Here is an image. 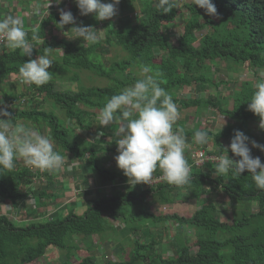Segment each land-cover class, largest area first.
I'll return each instance as SVG.
<instances>
[{"label": "trees", "instance_id": "trees-1", "mask_svg": "<svg viewBox=\"0 0 264 264\" xmlns=\"http://www.w3.org/2000/svg\"><path fill=\"white\" fill-rule=\"evenodd\" d=\"M40 1L36 0L34 4L28 2L32 4L30 9L39 6ZM65 2L67 7L71 4L64 0L59 6ZM102 2L108 3L110 0ZM212 2L220 14L219 18L206 15L203 9L194 4L186 5L189 18L181 34L172 41L167 34L169 25L173 26L184 10L176 7L170 13L163 14L157 7V0H120V18L116 19V15L112 19L116 20L110 24L105 20L104 38L86 45L80 39L55 38L53 33L58 29L56 23L60 19V12L52 9L56 5L54 0L49 14L41 18L38 27L24 29L29 40L33 34L39 37V42H34L31 58L21 50L12 52L0 48V90L13 75L19 77L18 69L27 60L44 54L51 59L53 54H61L51 59V79L45 85L28 86L31 93L27 102H31L32 107H14L12 103L6 110L11 113L16 126L23 120L38 129L41 126L49 129V136L56 145L55 151L68 161H75L79 169H83V174L93 175L105 185L121 182L119 186L122 187L110 197L87 198L86 210L81 215L77 214V204L73 203V208L62 217L42 208L47 205L46 199L55 195L47 194L43 186L35 190L36 178L47 175L49 170L34 173L20 160L15 161L11 171L0 169V203L3 204L0 205V264H44L43 260L54 250L65 253L67 260L64 264H72L76 253H83L79 264H99L96 257L100 252L96 244L105 242L110 236L107 234L116 233L119 224L130 231L131 234L125 239L133 249L124 260L112 258L102 264H264V190L256 187L250 173L245 171L239 177L229 173L213 179L216 164L195 166L192 154L186 150V160L193 166L192 180L188 185L177 187L166 182L153 186L145 183L130 185L122 171L105 168L109 157L104 153L109 149L99 145L105 143L103 138L97 141L94 136L97 144H93L85 139L84 133L78 132V129L83 132L90 130L87 121L94 120L112 95L141 78L142 65H149L153 70L151 74L181 110L193 108L207 111L213 108L224 118L233 121L225 130L216 133L198 125L189 131L182 128L190 146L193 145L195 131H207L209 142L200 146L210 148L213 145L216 152L211 153L224 155L226 146L223 142L230 143L235 130H240L249 137L248 146L251 154L254 153L250 141L257 140L252 139L251 133L259 125V117L248 110V103L257 82L243 81L239 91L229 98L220 91L221 85L227 83L216 81L215 72L208 62L211 65L215 61L226 63L228 75L236 74L246 65L253 75L264 71V0ZM177 3L179 6V0ZM68 10L72 12L77 25L94 28L104 22L97 21L92 14L81 16L76 4ZM22 20L24 22L26 18ZM71 27L65 25L64 31H69ZM207 27L212 28L211 33H205ZM70 34L73 35L71 31L68 32ZM113 46L126 54L115 63L108 59L105 61L102 55ZM74 70L89 72L109 83L103 87H81L77 92L56 91L55 84ZM185 87H196L198 91L212 87L218 95L207 99L196 96L181 99L178 93ZM41 97L51 104V110L40 108V102L36 101ZM101 130L103 137L113 138L111 143H115L116 136H111L110 128L102 127ZM228 155L231 159H240L230 150ZM252 156L262 157L260 159L264 163V152ZM205 170H208L207 173ZM161 175L158 168L153 173L156 178ZM207 186L211 187V196L202 198ZM221 192L231 201V220L223 221V213L218 209V195ZM148 195L160 206L172 207L178 200L189 202L201 198L202 205L190 218L177 215L156 217L146 211ZM8 205L14 210L12 216L6 212ZM32 216L34 220L29 223ZM43 218L44 223L40 221ZM24 222H28L27 225H21ZM112 223L118 225L113 227ZM161 224L174 227L178 234L171 237L167 234V228L160 232L158 227L161 226L158 225ZM187 228L195 235L193 245L196 251L192 249L188 233L183 234ZM155 230L159 231L157 237ZM148 237L149 240H146ZM158 237L161 242H158ZM75 238H80L86 246L78 245ZM163 245L172 246L170 254L174 252L176 255L165 258L161 249Z\"/></svg>", "mask_w": 264, "mask_h": 264}, {"label": "clouds", "instance_id": "clouds-1", "mask_svg": "<svg viewBox=\"0 0 264 264\" xmlns=\"http://www.w3.org/2000/svg\"><path fill=\"white\" fill-rule=\"evenodd\" d=\"M53 0H47V8ZM81 16L92 14L97 21L112 20L118 13L120 0H74ZM62 0H55L59 5ZM194 5L204 10L208 16L219 18L216 5L212 0H194ZM157 7L163 14L170 13L178 7L177 0H157ZM60 19L56 23L58 29L72 25L69 31L71 39H80L91 45L99 40L98 30L91 26L77 25L70 10L60 9ZM33 15H40L39 6L33 7ZM67 31V32H69ZM34 42L39 37L33 34L31 40L24 30L21 18L6 15L0 17V48L15 52L21 50L31 58ZM47 52V50H46ZM53 61L47 54L29 59L18 69L19 81L24 85H45L51 79L48 71ZM149 65L140 68V79L134 84L112 95L96 115L97 125L102 127L119 123L115 143L117 153L114 157L117 167L128 178L130 185L149 184L157 168L161 171L160 179L177 187L188 185L192 180L190 165L185 158V151L190 145L186 142L182 128L173 129L178 119V106L172 96L160 86L152 75ZM264 75V74H262ZM248 103V110L259 117V128L264 130V80L254 85ZM0 99V105H3ZM0 169L13 170L16 160H22L30 169L55 170L65 169L66 160L54 150V143L49 135L42 134L33 127L16 126L12 115L6 108L0 107ZM103 135V133H100ZM207 131L197 130L194 141L198 145L209 142ZM249 137L242 131L235 130L230 145L225 147V154L215 157L214 176L231 173L239 177L245 171L251 174L256 187L264 190V163L259 157H253L248 146ZM252 147L264 152V145L251 141ZM229 150L235 157L229 158ZM203 162V161H201ZM71 171V165L66 169Z\"/></svg>", "mask_w": 264, "mask_h": 264}, {"label": "rangeland", "instance_id": "rangeland-1", "mask_svg": "<svg viewBox=\"0 0 264 264\" xmlns=\"http://www.w3.org/2000/svg\"><path fill=\"white\" fill-rule=\"evenodd\" d=\"M33 1H35V2H33ZM63 1L64 0H62V3H63ZM28 2H31L34 4V3H36V0H0V14H1V10L2 11H4V10L8 11L10 9L9 6H12L13 15L14 14L19 15V8H23V9L25 8V9L29 10L32 7L31 6L32 4H28ZM40 2H47V0L46 1L42 0ZM69 2L71 4L68 7H67V4L65 2L64 5H62V6L55 5L54 8H52V9H57L58 12L60 9L68 10L72 5L75 4L74 0H71ZM22 3H23V7H21ZM191 4H194V0H179L178 8H179V10H184V12H182L180 14V16L178 17L176 22L173 24V26L169 25L170 27L168 29L167 34L169 35V37L172 41L176 40L177 39L176 36H179L181 34L182 30L184 29L185 24H186L185 23L186 19L189 18V11L185 10V6L191 5ZM46 5H47V3L43 4L42 7H39L41 10V14L43 15V18H45L46 15L49 14V9L47 8ZM16 6L17 7L19 6V7L16 8ZM17 10H18V14H17ZM22 12H24V10H22ZM31 13H32V10H30L27 13V16L29 15L28 18L32 17ZM22 14H24V13H22ZM121 14L122 13H120V12L117 13L116 19L120 18ZM21 17H23V16H21ZM116 19L108 20V23L113 22ZM81 20H83V19L81 18ZM37 23L34 22V25L36 26ZM85 23H86V21H85ZM105 23H106V21L101 22V24H99L98 27L93 28V30H98L99 39L104 38V36H105V32H106L105 25H104ZM211 32H212V28L207 27L205 33H211ZM53 34H54L55 38H57V39H60V38L71 39V37H72V35L71 34L68 35L67 30L64 31V29H57ZM72 40L75 41L76 39H72ZM86 45H89V44L86 43ZM197 45H198V43H196V46ZM102 55H103L105 61H107V59H108L109 61L115 63V62L119 61L120 59L124 58L126 54L119 47L113 46V47H109V50L102 53ZM59 56H61V54L55 53L52 55L51 59L59 57ZM208 65L212 66V68H213L212 71L215 72L213 74L216 78V81L227 83L223 86L221 85L220 91L224 95L228 96L229 98H233L234 94L237 91H239V88L241 87L243 81H247V80L252 81L253 80L254 82H258V80H260V79L264 80V75H262V74H264L263 70L259 71L257 75H255V74L253 75L250 73L249 69H247V65L245 67L242 66L240 68L239 72H237L236 74L232 73L231 75H228L229 71H228L226 63H223L221 61H215L212 63V65L210 62H208ZM48 71H49V69H48ZM70 77H72V78H70ZM108 83H109L108 80L103 79V78H99V77H97V76H95L89 72L75 71L74 70L70 74H68V76L66 75L64 80L58 81L55 84V90L59 91V92H61V91L77 92L81 87H93V86L103 87V86H106ZM28 86L29 85L21 84L19 81V77L16 75L15 76L13 75L9 80H7L3 84V86H1L0 99H2L4 103H3V105H0V107L6 108V107H8V105H10L12 103H13L14 107H16V105H20L21 108L32 107V105H30L31 102H27L29 100V94L31 93V91H28ZM178 95H179V98H181V99H183L184 97L195 98V96L197 98L207 99V98H210L212 96H217L218 92H216V89L212 88V87L211 88L209 87L205 91H203V90L198 91V89L196 87H190V88L185 87L184 89H182L178 93ZM14 96H16V97H14ZM36 102H40V108L42 110H44V111L51 110V107H52L51 104L44 101L43 97H41ZM27 103H28V105H26ZM88 112H89V110H88ZM178 112H179V116H178V119L173 126V129L185 128L187 131H189L190 129H192V128L196 127V125H198L201 128H208L212 131H215V129H216L217 131L222 132L223 130H225L228 127L229 122L233 123V121H229L228 119L224 118L222 115H220L213 108L208 109L207 111L195 110L193 108L181 110L180 107L178 106ZM94 113H96V112H94ZM95 118L96 117H94L93 121H90V120L87 121V125L91 127L90 130L83 132V131L78 129V132L84 133L85 139L87 141L92 142L93 144L94 143L97 144V141L101 140V138H103L105 143L99 144V145L103 148L107 147L109 149L108 152L104 153L105 155H107L109 157V159L105 163V168L108 170L122 171L117 167L116 161L114 159V157L116 155H118L116 143H113V142L111 143V140L113 138H110V137L105 138V137H103L104 134L100 135V133H103L101 130L102 126L97 125V121ZM178 124H179V126H178ZM20 125L33 127L45 135L50 134L49 129H47L45 126H41L38 129V127L36 128L35 126H33L32 123L24 122L23 120L20 121L17 126H20ZM253 126H255V125H253ZM105 128H110L112 130V131H110V134L112 137L116 136V132L118 131V128H119V123H114V124L107 126ZM254 129L255 130L252 131V133H251L252 139L258 140L256 143L262 145L259 140L264 138V130H261L258 126L254 127ZM94 136H96L95 138L97 141H95V139L93 138ZM106 143H107V145H106ZM194 144H196L195 141L193 142V145ZM223 144L226 147H228L230 145V143H228L227 141H224ZM249 147H250V145H249ZM55 148H56V145H54V150H55ZM208 149L210 152H212V151H214V153L216 152V147L213 145H211L210 148H208ZM185 158H186V156H185ZM20 161H22V160H20ZM69 165H71V171L66 170ZM72 169L75 172H78V175H75L78 178L74 177V175L71 174ZM82 170L83 169H79L77 164L74 163V161H72V160L68 161L65 164V169L60 170L63 173V175L65 176L63 178V180H65V183L62 182V185H64V188L66 187V190L63 191V189H59V188L57 189V194L61 198V200L54 201V203L52 205V209H50L49 211H55V209L60 211V210H64V208H65V211H68L69 209L73 208V206H72L73 201L74 202H79V201L84 202L83 201L84 199H81V198H85V196L87 194V192L85 191V188H87L91 183L87 182V183H85L86 185L84 186L83 182L86 180H90V177L87 174H83ZM32 171L35 173L38 171V169H32ZM207 171L208 170H205L204 172L207 173ZM54 174L57 176V174L55 172H53V174L51 176H53ZM80 175H82V176H80ZM82 177H84V178H82ZM215 177L216 176L213 175L212 178L214 179ZM59 178H60V176H59ZM59 178L57 177V179L51 180V183L52 184L56 183L59 186L60 184L57 183V180L60 182ZM153 178H156V177H153ZM47 179L49 182V178L47 176L45 178H43V177L36 178L37 183H36L35 190H37V189H39V187L45 185V187H44L45 190L48 189L50 191L51 190L54 191L55 186L50 185V188H51L50 189L48 187ZM80 179H82V180H80ZM74 180H75V182H74ZM81 181H82V183H81ZM94 181L98 185V183L96 182V178H94ZM119 184H121V182H119V183L114 182L113 184H111L110 187H112V189H111V191H108V193L111 194V196L114 195L115 192L121 188L119 186ZM71 185L72 186L74 185L73 188L71 187ZM75 186H78L79 188L75 187ZM115 186H118V188H115ZM70 192H72V195ZM64 193H66V195H64ZM106 195H107V193L105 192L104 196H106ZM209 196H211V187L207 186L206 187V194L203 195L202 198H207V197L209 198ZM202 198L198 199V200L193 199L189 202H185L183 200H178L174 204V206L170 207V206H160V205L155 204L153 197L148 195V198L145 202L146 211H149L150 213L154 214V216H156V217L167 216V215H177L180 217L190 218L193 216V214L195 213L196 210L201 208ZM62 203H64V208H63V206L59 205ZM0 205H3V204L0 203ZM217 205H218V209L220 210V213H223L222 220L223 221L231 220L232 219L231 212L233 210L232 204H231L230 199L225 194H223L222 192L218 195ZM28 207H31V206H28ZM76 209H77V207L75 208V210ZM12 210H10V212ZM83 211L85 212V208L80 207L79 209H77L76 212H77V214L78 213L82 214ZM58 216L64 217L66 215H63V213L61 212ZM24 217H27V216H24ZM29 219H30L29 223L33 222V220H34L33 216L30 217ZM40 221L42 223H44L45 218L41 219ZM24 223L25 224H21V225H23V226L27 225L26 223H28V222H24ZM112 224H113V227H116L118 225L117 223H112ZM119 226L120 227H118V231H116V233L112 232V234H107L110 236H108V239H106L105 242H102V243L100 242V243L96 244V246L98 247V250L100 252L99 255H97V257H96L97 263L102 264L105 261H109L112 258L116 259L117 261L124 260L127 258V255L133 249L132 245H129V242L125 239V238H127V236H129V234H131L130 231H127L126 229H124L123 224H119ZM158 226H161V227H158V230L160 232H163V228H167V230H168L167 234H170L171 237L175 236V234H178L177 230L170 225L166 226V225L161 224ZM159 231H156V230L154 231V235L156 237H157ZM186 233H188V235L190 237V242H191L190 244L192 245V249H194L193 251H196L195 250L196 248L193 245V242L195 241V235L192 233L191 230L189 231L188 228L184 229V231H183V234H186ZM154 235H153V237H155ZM109 237H111V239ZM131 238H133V236H131ZM75 239L77 240L78 245L86 246L85 243L82 242L80 238H75ZM146 240H149V237ZM157 240H158V242H161L160 237H158ZM171 248H172V246H170V245H168V246L163 245L161 247L162 255L165 258L169 257V255H173V254L176 255L174 252L172 254H170ZM82 257H83V253L74 254V257H73L71 263L72 264H79L80 261L82 260ZM47 258L43 260L44 264L47 262H49L50 264H60V263L62 264V262H66V260H67L65 253H63L61 251H56V250H54L52 252V254H50ZM226 264H229V263H226Z\"/></svg>", "mask_w": 264, "mask_h": 264}, {"label": "crops", "instance_id": "crops-1", "mask_svg": "<svg viewBox=\"0 0 264 264\" xmlns=\"http://www.w3.org/2000/svg\"><path fill=\"white\" fill-rule=\"evenodd\" d=\"M43 4H45L44 2H40V4H39V7H42L43 6ZM18 5V4H17ZM9 6V5H8ZM19 7V6H18ZM17 6H16V8H18ZM9 10L11 11H2L1 10V14H0V17H3V16H6V15H13V11H12V6H9ZM45 8V7H44ZM21 8H19V15H13V16H17V17H19V18H21V19H23V18H26V21H24L23 22V27H24V29H26L27 27L29 28V29H34V28H36L39 24V22H40V20H41V18H43V15L41 14V15H33L32 14V17L31 18H28V16H27V13L30 11V10H32V9H30V10H27V9H21ZM22 10H24V12H22ZM26 10V11H25ZM27 12V13H26ZM22 13H24V14H22ZM26 13V14H25ZM17 14H18V10H17ZM3 15V16H2ZM26 15V16H25ZM21 16H23V17H21ZM23 21V20H22ZM34 22H38L37 23V25L35 26L34 25ZM215 133L217 132V130L215 129V131H214ZM261 140V139H260ZM258 141V140H257ZM251 142V141H250ZM261 143H262V145H264V138L261 140ZM192 146H194V145H192ZM251 149V148H250ZM252 151L254 152V153H252V154H261L262 152L258 149V148H253L252 149ZM260 158H262V157H260ZM65 160H66V163L68 162V159L67 158H65ZM74 163H76L75 161H74ZM77 164V163H76ZM77 166H78V164H77ZM53 172H55L56 174H57V176L54 174L53 176H51L52 174H53ZM71 174L72 175H74V177H76V178H78L77 176H75V175H78V172H75L73 169H72V172H71ZM46 175V174H45ZM48 178H50L51 180H53V179H57V177L59 178V176H60V182L57 180V183H59L60 185L58 186L56 183H54V184H52V183H49L48 182V179H47V183H48V187L50 188V185H54L55 187H54V191H50V190H48V189H46V191H47V194H49V195H55L54 197H49V199H46L47 200V205H46V207H42L43 208V210L45 209V210H50V209H52V205H53V203H54V201H57V200H61V198L58 196V194H57V189L59 188V189H63V191H65L66 190V187L64 188V185H62V182H64L65 183V180H63V178L65 177L64 175H63V173L61 172V171H55V170H49V173L46 175ZM46 176H43V178H45ZM80 176H82V175H80ZM89 177H90V180H86V181H84L83 182V184H84V186L86 185L85 183H87V182H89V183H91L87 188H85V191L87 192V194H86V196H85V198H81V199H84L83 201L84 202H72V203H76L77 204V209H79L80 207H84L85 208V210H86V200H87V198H89V197H91V198H93V197H96V198H100V197H102V196H104V193L106 192L107 193V195H106V197H110L111 196V194H109L108 193V191H111V189H112V187H110L111 186V184H113V183H111V184H109V185H105L104 183H103V181L102 180H99L98 178H96V182L98 183V185L95 183V181H94V177H93V175H88ZM70 177V176H69ZM73 177V178H74ZM82 178H84V177H82ZM77 180V179H76ZM80 180H82V179H80ZM74 182H75V180H74ZM81 183H82V181H81ZM67 185V184H66ZM74 186V185H73ZM73 186L71 185V187L73 188ZM43 187H45V185H43ZM75 187H78V186H75ZM79 188V187H78ZM122 188V187H121ZM51 189V188H50ZM115 189V188H114ZM71 193V195H72V192H70ZM103 194V195H102ZM64 195H66V193H64ZM56 196H57V198H56ZM63 196V195H62ZM77 199V198H76ZM75 199V200H76ZM84 203V204H83ZM81 204V205H80ZM33 205V204H32ZM58 205V204H57ZM60 206H63V208H64V203H62V204H59ZM33 206H35V204L33 205ZM47 208V209H46ZM6 212L7 213H11L10 214V216H12V214H13V211L14 210H12V206H10V205H8L6 208ZM8 209V210H7ZM77 209H76V211H77ZM10 210H12L11 212H10ZM42 210V209H41ZM69 211V210H68ZM68 211H65V208H64V210H56L55 209V211H49L50 212V214H60L61 212L63 213V215H67V213H68ZM52 212V213H51ZM84 212V211H83ZM82 212V213H83ZM79 214V213H78ZM79 215H81V214H79ZM66 260V259H65ZM65 262H62V264H64ZM61 264V263H60Z\"/></svg>", "mask_w": 264, "mask_h": 264}, {"label": "built area", "instance_id": "built-area-1", "mask_svg": "<svg viewBox=\"0 0 264 264\" xmlns=\"http://www.w3.org/2000/svg\"><path fill=\"white\" fill-rule=\"evenodd\" d=\"M66 1L69 2L71 0H66ZM186 150H188L190 154H192L193 165L195 166L203 167L209 163L216 164V160L214 158L217 156L211 153L208 148H204L203 146H200V145H194V146H190ZM192 169H193V166L192 164H190L191 172H192ZM163 182L165 181L161 180L160 178H157V179L153 178V180L151 181V183H149V185L153 186L154 184H161Z\"/></svg>", "mask_w": 264, "mask_h": 264}]
</instances>
